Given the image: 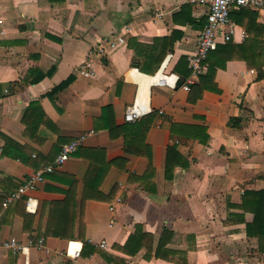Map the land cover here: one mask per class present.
I'll return each instance as SVG.
<instances>
[{
  "label": "crops",
  "instance_id": "crops-1",
  "mask_svg": "<svg viewBox=\"0 0 264 264\" xmlns=\"http://www.w3.org/2000/svg\"><path fill=\"white\" fill-rule=\"evenodd\" d=\"M250 10L254 47L218 66L197 97L206 62L189 90L182 84L205 5L0 0V264H70L85 241L91 264H264V9ZM240 11L230 12L234 44L249 34ZM117 35L125 42L106 47L97 76L79 74ZM161 75L169 85L154 83ZM133 103L144 113L128 121ZM83 133L32 191L36 211L25 196L4 204ZM247 191L262 194L242 205ZM256 211L263 223L249 227ZM11 237L44 246L16 253Z\"/></svg>",
  "mask_w": 264,
  "mask_h": 264
},
{
  "label": "built area",
  "instance_id": "built-area-1",
  "mask_svg": "<svg viewBox=\"0 0 264 264\" xmlns=\"http://www.w3.org/2000/svg\"><path fill=\"white\" fill-rule=\"evenodd\" d=\"M193 4L205 5L208 8L207 22L203 29L200 30L195 50L188 55V64L192 74L182 84L186 90L190 89L196 76L202 73L206 67L205 60L210 50L217 46L220 41H229L233 38L235 32V23L231 20L230 12L233 8L246 7L254 10L264 9V0H187ZM125 42L122 35L109 38L104 43H100L92 49L87 58L83 61L78 69L79 74L85 77H96L97 71L95 62L98 58L106 53L107 46H116L118 43ZM154 80L155 84L169 85L167 75H161ZM144 113L143 109L136 104L129 105L125 112V119L135 121ZM87 133H83L70 142L64 143L59 154L49 164L44 165L41 169L35 171L32 175L25 178L19 185L18 189L9 193L5 199V205L10 203L14 198L25 196L26 208L28 211H36L37 203L32 191L36 188L37 183L43 179L44 173H51L60 168L70 155L75 153L79 146L83 143ZM106 241L102 240L101 245H105ZM5 246L16 253H24L31 246L42 248L44 246L43 239L35 241L30 238L26 242L19 241L15 237H11L5 242ZM70 264H91L88 261L82 260V250L74 249L70 255Z\"/></svg>",
  "mask_w": 264,
  "mask_h": 264
},
{
  "label": "trees",
  "instance_id": "trees-1",
  "mask_svg": "<svg viewBox=\"0 0 264 264\" xmlns=\"http://www.w3.org/2000/svg\"><path fill=\"white\" fill-rule=\"evenodd\" d=\"M240 10L241 11L238 13L237 16L239 18H246V20L243 21V24L247 26V30L249 32L248 37L241 44H234V43H232L231 40L220 41L217 43V46L214 49L209 51L207 58L205 60V62L208 64V71L205 74H201L199 84H194L191 88L195 91V93H196V91L199 92V94H197V97H198V95H200L203 92V90L205 88L204 87L205 86V82H204L205 79L206 78L208 79V77L211 78L214 75V72L218 66H220L221 64H224L225 61L228 60V58L239 57L240 52L249 53L258 40L257 33L260 31L261 27L257 26V23H255L256 14L253 11H251L249 8H246V7H242V8H240ZM257 45L259 46L260 42H258ZM143 46L152 47V45H147V44H143ZM237 52H239V53H237ZM162 58H163V55L160 58H158L157 63H156V67L159 65ZM180 62H182V59L180 60ZM139 68H143V67L139 65ZM67 83H68V81L61 83L59 86H57L54 89V91H57L59 88H62ZM260 194H262V191L261 192H259V191H247L245 193L244 198H243V202L248 201V199H250L252 196L256 197ZM242 205H246V202H244V204H242ZM262 223H263V221H261V212L256 211L253 223L251 225H249V227L261 226ZM94 249H95V247L93 245H91L90 243L85 241L84 246L82 248V253L84 255H86L90 252V250H94Z\"/></svg>",
  "mask_w": 264,
  "mask_h": 264
}]
</instances>
